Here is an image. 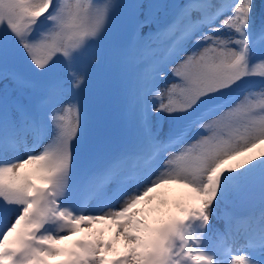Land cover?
Listing matches in <instances>:
<instances>
[{
    "label": "snow or ice",
    "instance_id": "snow-or-ice-1",
    "mask_svg": "<svg viewBox=\"0 0 264 264\" xmlns=\"http://www.w3.org/2000/svg\"><path fill=\"white\" fill-rule=\"evenodd\" d=\"M119 7L0 0V264H264V0L259 13L256 0H185L147 37L166 38L163 56L121 53L150 57L126 97L134 144L79 172L81 58ZM154 7L127 5L134 40ZM153 114L173 119L163 139ZM257 181L259 213H225L210 243L217 207Z\"/></svg>",
    "mask_w": 264,
    "mask_h": 264
},
{
    "label": "rangeland",
    "instance_id": "rangeland-1",
    "mask_svg": "<svg viewBox=\"0 0 264 264\" xmlns=\"http://www.w3.org/2000/svg\"><path fill=\"white\" fill-rule=\"evenodd\" d=\"M114 2L120 7L114 10L105 31L92 43L89 52L81 58V61L87 64L88 75L85 84L78 93L81 111L84 116L83 133L77 146V152L80 157L79 172H83L91 164V162L88 163L86 167L84 165L87 159L90 160V155L97 152L100 139H108L107 141L109 142L112 139V142L116 144L109 155L133 146L134 141L127 116L126 97L132 84L133 75L145 67V63L147 64L150 57H145V61L139 64L132 61L125 63L122 61L120 54L133 46L139 50L147 44L153 49H160L156 55L158 57L163 56L164 40L166 38L160 36L147 39V37L149 33H155L158 29H163L172 20L175 4L177 6L182 5L185 0H157L156 2L155 0H114ZM135 2L145 5H157V8L154 7L151 10L152 22L139 29V38L136 40L130 35L133 24L130 10L127 8V5ZM213 2H216V0H213ZM256 4V11L259 13L261 11V0H256ZM126 15L129 16L127 17ZM143 18V14H141L140 19ZM127 36L128 40L126 42ZM91 56H94L95 60L89 62ZM17 70L21 74H28L23 62L17 63ZM51 78L54 79L55 75L53 74ZM251 82L259 83L258 78H253ZM161 87H163V82ZM121 113L124 114L123 121H120ZM152 122L154 128L159 130V135L163 139L173 124V119L167 114H153ZM32 143V136H26L25 144L31 147ZM259 147L264 148V145ZM23 149L24 145H21L19 152L10 153V155L23 154ZM96 156L99 157V154ZM93 157L94 154L92 155ZM110 187L114 188L115 185ZM181 191L179 186L170 185L166 194L171 198L178 196ZM259 193V186L253 183L242 191L240 195L230 196L227 202H221L211 220L208 233L210 243H215L216 241V230L223 231L225 229V213L241 218L247 217L252 212L259 213L261 208ZM94 207V202L89 204V210ZM95 227L99 228L101 226L96 225ZM104 238L112 239L111 232L106 231ZM240 242L242 243L243 241L241 240ZM116 246L123 251L122 243H118Z\"/></svg>",
    "mask_w": 264,
    "mask_h": 264
},
{
    "label": "trees",
    "instance_id": "trees-1",
    "mask_svg": "<svg viewBox=\"0 0 264 264\" xmlns=\"http://www.w3.org/2000/svg\"><path fill=\"white\" fill-rule=\"evenodd\" d=\"M101 149L103 150V152L105 153V155L110 154L111 152V143L107 140H105L102 144ZM255 185L259 186V182L256 183Z\"/></svg>",
    "mask_w": 264,
    "mask_h": 264
}]
</instances>
